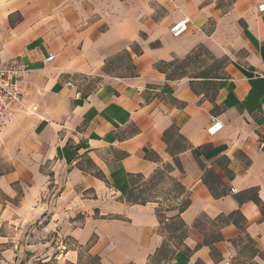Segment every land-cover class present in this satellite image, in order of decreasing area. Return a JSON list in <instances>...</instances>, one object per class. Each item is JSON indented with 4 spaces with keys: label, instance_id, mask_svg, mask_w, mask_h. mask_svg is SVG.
I'll return each mask as SVG.
<instances>
[{
    "label": "crops",
    "instance_id": "1",
    "mask_svg": "<svg viewBox=\"0 0 264 264\" xmlns=\"http://www.w3.org/2000/svg\"><path fill=\"white\" fill-rule=\"evenodd\" d=\"M262 1L0 0V264H264Z\"/></svg>",
    "mask_w": 264,
    "mask_h": 264
},
{
    "label": "built area",
    "instance_id": "2",
    "mask_svg": "<svg viewBox=\"0 0 264 264\" xmlns=\"http://www.w3.org/2000/svg\"><path fill=\"white\" fill-rule=\"evenodd\" d=\"M258 12H264V1L257 6ZM190 20L188 17H183L170 25L169 30L173 36H179L187 29ZM55 55L50 53L44 59V62L53 60ZM22 78V71L4 68L0 64V121L8 118L15 106L21 104L24 100V93L18 85V81ZM72 86L71 82L67 83ZM222 129V123L217 121L208 129L209 135H215ZM264 143V142H263Z\"/></svg>",
    "mask_w": 264,
    "mask_h": 264
},
{
    "label": "rangeland",
    "instance_id": "3",
    "mask_svg": "<svg viewBox=\"0 0 264 264\" xmlns=\"http://www.w3.org/2000/svg\"><path fill=\"white\" fill-rule=\"evenodd\" d=\"M202 60L203 57H201L195 65L201 62L203 63ZM172 190L180 192L176 184H169V182H167L166 175L163 171H158L154 176L141 180L139 184L133 187L132 193L129 194V200L142 202L147 199H153L157 197V195H165ZM87 263L97 264V262L89 258H87Z\"/></svg>",
    "mask_w": 264,
    "mask_h": 264
}]
</instances>
